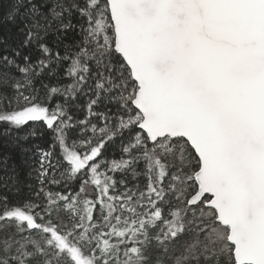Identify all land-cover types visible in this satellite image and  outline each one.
I'll return each instance as SVG.
<instances>
[{
	"label": "snow or ice",
	"instance_id": "6c2138e0",
	"mask_svg": "<svg viewBox=\"0 0 264 264\" xmlns=\"http://www.w3.org/2000/svg\"><path fill=\"white\" fill-rule=\"evenodd\" d=\"M0 264H264V0H0Z\"/></svg>",
	"mask_w": 264,
	"mask_h": 264
}]
</instances>
